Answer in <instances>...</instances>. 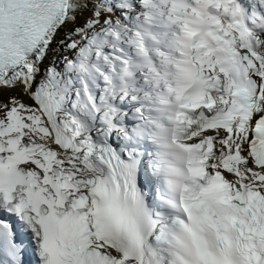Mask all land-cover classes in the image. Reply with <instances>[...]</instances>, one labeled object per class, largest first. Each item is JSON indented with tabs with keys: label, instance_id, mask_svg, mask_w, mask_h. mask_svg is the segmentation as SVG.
Here are the masks:
<instances>
[{
	"label": "snow or ice",
	"instance_id": "snow-or-ice-1",
	"mask_svg": "<svg viewBox=\"0 0 264 264\" xmlns=\"http://www.w3.org/2000/svg\"><path fill=\"white\" fill-rule=\"evenodd\" d=\"M0 264H264V0H0Z\"/></svg>",
	"mask_w": 264,
	"mask_h": 264
}]
</instances>
